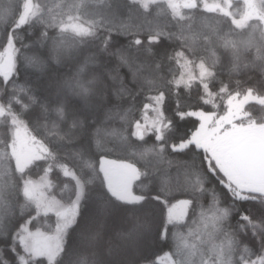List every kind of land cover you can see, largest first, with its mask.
Wrapping results in <instances>:
<instances>
[{"label":"snow or ice","instance_id":"snow-or-ice-1","mask_svg":"<svg viewBox=\"0 0 264 264\" xmlns=\"http://www.w3.org/2000/svg\"><path fill=\"white\" fill-rule=\"evenodd\" d=\"M129 4L145 13L170 12L182 30L199 12L213 13L235 29L258 32L259 42L225 39V83L222 61L209 64L195 50L186 53L190 45L182 35L113 28L96 7H111L107 0H64L56 10L38 0H12L0 8V264H264V0H243L238 18L232 0ZM114 33L128 37L127 44L119 46ZM174 39L183 41L181 50L169 53L165 41ZM252 47L257 55L246 61ZM105 58L115 66L107 69ZM68 61L75 63L74 74L53 75L54 65ZM174 64L198 72L165 78L167 91L150 97L156 120L129 124V137L144 144L154 137L149 151L168 167L144 165L141 171L134 163L100 159L97 150L105 145L96 142L103 141L106 125L90 122V114L104 108L106 117L119 115L125 96L135 100ZM124 67L131 74L127 82L119 71ZM233 73L249 79L233 85ZM109 80L121 85L111 94ZM225 101L223 114L201 107ZM191 117L199 127L181 135V122ZM29 128L43 131L28 135ZM36 170L56 173L69 189L65 203L44 195L30 179ZM134 181H140L138 192ZM51 186L50 180L45 187ZM209 196L219 205L212 231H191V243L176 245V234L189 227V209L195 216ZM49 214L57 218L53 234L31 230Z\"/></svg>","mask_w":264,"mask_h":264},{"label":"trees","instance_id":"trees-1","mask_svg":"<svg viewBox=\"0 0 264 264\" xmlns=\"http://www.w3.org/2000/svg\"><path fill=\"white\" fill-rule=\"evenodd\" d=\"M220 1V0H215ZM38 2L46 3L49 7L54 10L57 9V6L62 4L64 0H38ZM111 7H104L103 5H97V10L103 16L109 17L112 20L113 28H121L126 26L127 28L139 32L141 35H146L149 31L156 32L163 29L165 32H173L176 36H183V40H186L190 47L186 50V53H191L192 50H195L197 53H200L209 64L213 60L219 58L223 65H225L224 70L221 72V77L225 83H229V72H228V54L225 49L224 42L225 39L229 41H240L246 40L250 36L254 38V43L259 42V33H253L250 29H235L234 26H230V22L226 23L225 18L217 16L213 13L199 12L195 17V22L191 28L185 27L183 30L180 25L177 24L174 20H171V14L167 11H152L150 13L143 12L142 9L137 10L131 8L129 0H107ZM234 4L239 5V7H234L232 11L237 15V18L243 12V1L234 0ZM12 3V0H0V8H6ZM182 11H187L182 10ZM97 19L100 16L96 17ZM185 25L188 24V21L183 22ZM255 23V22H251ZM230 27L232 31H230ZM205 34L208 39H204ZM115 42L119 46H124L128 42V37L124 35L115 34ZM182 40L174 39L172 41H165V44H171V47L166 50L171 53L173 49L180 51L177 47L178 44L182 43ZM95 51V47L92 46L90 49L85 50V55L90 54V52ZM257 51L255 47H252L248 52L245 53V60L255 59ZM188 59L195 60L196 63H199V60L195 56H188ZM105 67L110 69L115 66V60L111 58H105L103 61ZM217 68H220L221 65L217 64ZM55 71L53 75H68L74 74L77 69L73 61H68L64 64L54 65ZM24 70L21 69V72ZM122 77L125 78V81L131 80V74L127 67L119 69ZM198 72L197 68H188L181 67L180 65L174 64L170 69L166 66L164 71L159 74L155 80H151L149 88L141 95L137 96L135 100L129 102V97L125 96L123 101H120V113L112 118L105 116V109L100 108L95 112L91 113L90 116L93 120H101L105 123L106 128L101 130V135L103 136V141H97L96 143H103L105 147L98 149V155L100 159H109L116 161L117 163H134L138 169L141 171L144 170V165H149L153 170L157 167L167 168V164L163 163L158 157H156L151 151L154 137L148 135L145 139L148 141L147 144L137 140L135 137H129V133L132 129L129 127L130 123L140 121L141 124L151 125L153 121L157 118V111L154 110L152 106V101L150 97L155 95L157 90H165V78L171 79L172 76L177 78L181 73L187 74L188 72ZM232 84L236 83V80L239 79L241 84H245L248 81V75L244 73H233L232 74ZM187 78V77H186ZM120 82H113L112 80L107 81V90L111 94L115 89L120 88ZM246 86V85H245ZM216 89H213L215 91ZM224 103H220L219 107H214L213 105H201L206 111L217 112L223 114L224 112ZM145 105H148L145 107ZM108 108L111 105L107 106ZM247 107L253 108L256 110L257 106L248 105ZM199 110V109H195ZM154 116V120H148ZM180 134L184 132L191 133L198 128L199 121L195 117H191L188 121L181 122ZM43 130L32 131L29 128V132L32 135L39 136L40 132ZM45 135H50L45 131ZM3 136V133L0 132V137ZM159 143V142H156ZM144 145L142 148L136 147L137 145ZM4 151L2 143H0V153ZM143 152V155L140 153ZM102 153V154H101ZM14 166V161L11 162ZM98 166V164H97ZM59 167V166H57ZM172 172L175 173V168L172 169ZM44 174L39 171H33L30 175V179L38 180ZM102 176V173H101ZM63 179V177H61ZM143 179V177H142ZM49 180L52 182V195L61 203H65L68 200L69 189L56 181V173H52L49 176ZM98 183V182H97ZM140 181H134L133 188L134 191H139L136 187ZM219 199V197L217 198ZM219 207L216 201L211 200L210 196L208 199H202L199 203V207L196 209V214L193 216L191 209H189V219L187 221L189 227L184 229L182 232H178L174 238V243L176 245H182L183 243H191L193 237L189 235L191 231L199 230L204 231L205 233L211 232V217L216 213L217 208ZM56 216L54 214H49L48 217H41L39 222L34 223L31 226V229H36L37 227L42 228L45 232H53L54 226L56 223ZM207 223V229L204 228V224ZM207 239V235H205ZM219 243V240L216 241ZM164 251L167 252L168 248L165 247ZM162 255V254H161Z\"/></svg>","mask_w":264,"mask_h":264},{"label":"rangeland","instance_id":"rangeland-1","mask_svg":"<svg viewBox=\"0 0 264 264\" xmlns=\"http://www.w3.org/2000/svg\"><path fill=\"white\" fill-rule=\"evenodd\" d=\"M232 1H234V0H232ZM243 1V0H242ZM207 2L209 3V4H212V3H218V2H220V1H215V0H207ZM219 114V113H218ZM148 120H151V121H153L154 120V116L153 117H151V118H149ZM156 120V119H155ZM199 127V126H198ZM28 135H32L30 132H28L27 133ZM21 135L23 136V135H26V133H25V131H24V129L23 128H21ZM107 160H109V159H107ZM33 182H35L39 187H40V189H41V191H43V193H44V195L46 196V197H49V198H55L53 195H52V193H51V191H52V186L50 187V188H48V187H45V185H47L48 183H49V176H45V175H43L40 179H38V180H33V179H31ZM55 200H57L56 198H55ZM58 201V200H57ZM32 231H35L36 229H31ZM40 230L42 231V232H44L46 235H51V234H53V232H45L44 230H42V228H40Z\"/></svg>","mask_w":264,"mask_h":264}]
</instances>
